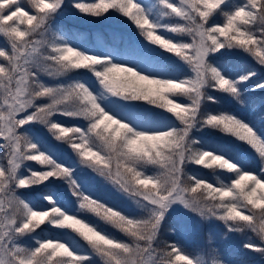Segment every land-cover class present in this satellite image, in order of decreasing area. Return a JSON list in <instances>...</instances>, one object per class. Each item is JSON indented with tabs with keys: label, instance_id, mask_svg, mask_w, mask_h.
Listing matches in <instances>:
<instances>
[{
	"label": "snow or ice",
	"instance_id": "obj_1",
	"mask_svg": "<svg viewBox=\"0 0 264 264\" xmlns=\"http://www.w3.org/2000/svg\"><path fill=\"white\" fill-rule=\"evenodd\" d=\"M113 18L135 35L69 27ZM240 54L264 68V0H0V264H232L188 213L264 258V127L209 107L264 108Z\"/></svg>",
	"mask_w": 264,
	"mask_h": 264
},
{
	"label": "rangeland",
	"instance_id": "obj_2",
	"mask_svg": "<svg viewBox=\"0 0 264 264\" xmlns=\"http://www.w3.org/2000/svg\"><path fill=\"white\" fill-rule=\"evenodd\" d=\"M76 25L82 26L83 28L82 33H85L86 35L90 33H94L96 30L99 29V30H104V34L105 36H107L106 30L112 26H119L120 30L123 31L124 33L135 35L134 26H132L130 22H127L124 18H120V19L113 18L104 22H95L94 20H88V19H81L79 21L69 22V27L75 28ZM87 38L89 42H91L88 36ZM74 42H79V41L74 40ZM36 131L39 132V134L43 136L45 139H48L46 131L44 129L37 127ZM30 164L33 168L39 167L34 162H30ZM43 191H45V189L41 187H37L36 189H34V193L43 192ZM64 195L67 196L68 194L64 193ZM121 202L124 204L126 208L132 207V204L127 200H121ZM39 203H46V202L39 201ZM170 220L175 228V221L173 219ZM186 220L188 223V227L190 229L191 239L198 245L204 246L205 242L209 239V237H211V239L215 241V246L217 248L220 246V244H223L225 246V249L227 250L228 247H243L244 237L240 234H229L227 239L223 238L222 234L225 230L220 222L214 220L211 222L203 220L200 217H198V215L195 213H188L186 216ZM109 231L113 232L114 235H120L118 232H116L113 229H109ZM49 234L54 235L55 233L51 232V230H46L44 233H42V235H49ZM218 249L222 255V258L230 261V257L226 255V251L225 250L222 251L220 248ZM253 254H257V253H253ZM262 259L264 260V258Z\"/></svg>",
	"mask_w": 264,
	"mask_h": 264
},
{
	"label": "trees",
	"instance_id": "obj_3",
	"mask_svg": "<svg viewBox=\"0 0 264 264\" xmlns=\"http://www.w3.org/2000/svg\"><path fill=\"white\" fill-rule=\"evenodd\" d=\"M75 28L77 31L82 33V31H83L82 26L76 25ZM87 36L89 37L90 41H92L93 33H90ZM237 59L240 60L241 62H246V64L249 66L257 68L259 70L260 74L262 76H264V68H260V66L257 65L251 57L247 56L246 54H240L237 56ZM213 94L215 95L216 93H213ZM258 98H259V94H257L256 99H258ZM209 107H211L213 109L218 108V107L232 108L233 110L242 112L244 115L248 116L250 119L257 120L258 123L262 127H264V120H259L261 112H264V108H260V109H257L256 111H253L251 100L248 103L247 107L239 108L237 105L229 104L223 98H221L220 104L209 105ZM209 135H212V134L207 133V132L197 133V136L200 138H206ZM220 135L221 134H219V133L215 134L216 137H219ZM189 172L196 173L197 175L206 176L210 181L215 180V176L211 173V170L197 168L194 166V167H191L189 169ZM171 228H174V225L171 223V220H169L168 223H166L163 227L162 237H161L162 239H164V240H175V239H177V236H174L172 234V232L170 231ZM218 248H220L222 251L223 250L226 251V255L228 257H230V262H232V264H240L241 261H247V262H250V264H256V263L264 264V260L262 259V257L259 254L250 253L248 250H245L243 247H228V250H227V249H225V246L223 244H220V246Z\"/></svg>",
	"mask_w": 264,
	"mask_h": 264
}]
</instances>
